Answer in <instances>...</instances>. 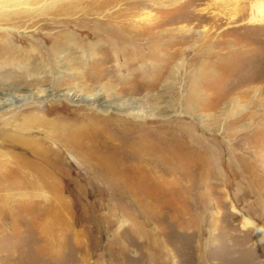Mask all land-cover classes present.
Wrapping results in <instances>:
<instances>
[{"label":"rangeland","instance_id":"rangeland-1","mask_svg":"<svg viewBox=\"0 0 264 264\" xmlns=\"http://www.w3.org/2000/svg\"><path fill=\"white\" fill-rule=\"evenodd\" d=\"M254 1H203L216 28L197 29L215 30L217 47L189 25L186 50L158 33L154 54L147 36L139 51L111 42L100 66L86 46L47 38L62 25L35 33L46 14L33 27L27 17L0 23V151L13 154L0 153L11 173L0 174V264H264V21ZM173 9L171 19L190 8ZM78 67L88 81L72 74ZM69 88L81 93L74 101L57 93ZM28 114L92 130L70 145L62 129L55 139L45 124L23 128ZM29 159L54 179L17 174Z\"/></svg>","mask_w":264,"mask_h":264},{"label":"bare ground","instance_id":"bare-ground-1","mask_svg":"<svg viewBox=\"0 0 264 264\" xmlns=\"http://www.w3.org/2000/svg\"><path fill=\"white\" fill-rule=\"evenodd\" d=\"M203 1L204 0H193V1L184 0L182 1V3H180L181 1L179 0H124L122 4H120L117 7L119 0H100V1L97 0V1H91L89 4H87V7L85 8V7H81L80 3L74 2L73 0H0V23L5 22V21L10 22L19 17L21 18L27 17L26 18L27 20L29 19L32 21H30V23L26 27H33L39 20V18L34 19L33 16L37 13L46 14L47 15V17L45 18L46 20L39 25V28H37L35 33L44 35L43 29L45 27H55V26L62 25V27H64L63 29L54 31L52 33L46 32L47 35L49 36L47 38H49L56 45L59 43H63V44L65 43L66 45H69V47L72 45H73L72 47H80V48L83 46H86L88 50H90L89 51L90 53L89 57L91 58L90 63L100 66V65H103V63H107L108 61H111V58L109 57V55H106V57L104 56V54L98 55L100 53V50L105 51L109 48L111 49L112 47L111 42H117L119 44L132 42L136 44L137 51H139L140 47L138 45L139 43L138 41L141 38H145L147 36L148 41L151 42L152 44V47H153L152 53L154 54L156 51V48H158L159 46V43L163 41L160 38H158L159 37L158 33L160 34L165 33V36L166 34H170V36L169 35L168 36L169 38L171 37V39L172 37L174 38V36H176L177 40L169 41L170 48L177 46V48L173 50L176 53H178V51L186 50L185 49L186 47H184V44L186 43L188 34H190L189 31L191 30V28H189V25H193L192 27L193 32H197L199 34L197 35V39H201V40L207 39L208 40V38H212V36H215L214 37L216 40L215 47H217V35L214 34L215 30L213 32H207L203 28L197 29L198 26H201L202 23L206 21L208 22L211 21L212 26L216 28V26L214 25V22H216L217 19L211 16L206 17L205 12L207 8L201 7L203 4ZM243 1L244 0H229L230 4L233 6L234 9H236L237 6H240L241 2ZM187 2L189 6L187 5ZM178 3H179V7L184 5L186 7H189L190 9L185 10L184 12L180 11L179 13H182V14H179L177 18L175 19H171L172 14L178 13L176 12L178 5L175 8L176 10L173 9V7ZM254 6L257 12L259 13V15L261 16V21H264V7H263L262 2L256 0L254 1ZM78 12H80L81 14L77 16L76 14ZM230 12L232 15L233 12L232 11ZM18 25H20V23H18ZM71 26L72 27L78 26V29L80 31L79 33L80 39H77V37L74 36V33L70 30ZM168 26H173V27H168ZM92 31H93V34H91ZM83 35H85L84 38L82 37ZM227 40L228 41L225 44L227 45L228 48L230 46L232 48H236L240 46L239 41L235 39H227ZM223 41L226 42L225 39H223ZM219 43L222 45H225L222 42V40H220ZM222 45H221V48H224L222 47ZM197 47L198 49H200V46L197 45ZM119 58L120 56H118L117 59ZM82 63L86 64L87 62L84 61ZM72 74L75 75L77 79H81L85 81L86 80L88 81L90 77L92 76L91 73L87 74L86 72H84V70L80 69L79 67L76 68L75 73H72ZM89 74L91 76H89ZM71 90L72 89L69 88L67 91L61 92V90L57 89V93L60 94V96L63 95L67 99L74 101L75 97L81 95V93L79 92L74 93V91L71 92ZM197 93L198 92H197L196 87L193 86V88L190 90V96H192L193 98V96L198 95ZM84 96H90V95H84ZM40 97L41 96L38 94L37 99ZM98 98L99 97L94 98V101L101 100L100 98L99 99ZM129 113H136L137 115H142V113L139 111H129ZM36 120L37 119H35L34 116H32V114L30 115L28 114L26 115V117L24 118V121L20 125L24 126L23 128L27 127V129L32 130L35 125L45 124L48 126V128L51 131L49 133L54 135L53 138H55L57 135V132H59L60 129H62L64 130V133H65V134L63 133V135L66 137H61L60 140L64 141L65 139L67 143H69L70 145H74L78 143V138L77 137L75 138L74 134L77 133L76 136H78L81 134V132H83V130H85L84 134H86V137L83 140L86 141L85 139L87 138V135L88 136L90 135L87 133L92 128L89 126L90 124L86 125L84 128H76L70 125H58L56 122H51L47 120H37V122ZM24 140L25 141H23V143L22 144L20 143V144L23 146H27V147L30 146V148H27V149L30 150L32 154L34 153V155L35 154L38 155L37 154L38 151H36L35 146H32L33 142L31 143L29 142V140L28 141L26 139ZM61 144H63L62 141H61ZM82 149L84 150V148ZM257 151L259 152V150ZM0 153H5L6 155L8 154L9 156L13 155L12 153L7 152V151L6 152L0 151ZM145 153L147 154L149 152L147 151ZM0 155L2 156V154ZM14 155L17 158V155L16 154ZM258 156H261V154H259ZM98 157L103 158V156L101 155H99ZM98 157L96 156V158ZM9 158L10 157H6L5 159H2L3 163H1L0 165L2 167L1 169L6 167L5 171L0 170L1 171L0 174L3 175L4 179L9 178L11 174L7 166L9 164ZM17 160H18L17 163L19 165L22 164L20 158L19 159L17 158ZM28 163L31 166L29 169L20 171L21 168H19L20 170L15 171L17 174L23 173V175L28 177V181L29 179L30 181L34 179H42V180L54 179V177L56 176V174H53V172L44 170L42 167L44 165L42 163H36L35 160L33 161L32 159H29ZM256 165H253L252 170L256 169ZM1 184L2 182L0 180V185ZM6 193H9V192H6ZM3 195L4 193H1L0 197L1 196L3 197ZM262 231H263L262 229L257 227L258 236L261 235Z\"/></svg>","mask_w":264,"mask_h":264},{"label":"crops","instance_id":"crops-1","mask_svg":"<svg viewBox=\"0 0 264 264\" xmlns=\"http://www.w3.org/2000/svg\"><path fill=\"white\" fill-rule=\"evenodd\" d=\"M32 182H30V184H31ZM10 184H11V182H9V184L7 183V185H8V188H10ZM36 186V184H35V182L33 183V187L31 188V189H33V190H37V192H36V194L35 195H37V194H43V196L45 195L46 196V190L45 189H42L41 188V186H38V187H35ZM39 191V192H38ZM42 191H44V193H42ZM35 195H32V194H30L29 196H35ZM48 196V195H47Z\"/></svg>","mask_w":264,"mask_h":264}]
</instances>
